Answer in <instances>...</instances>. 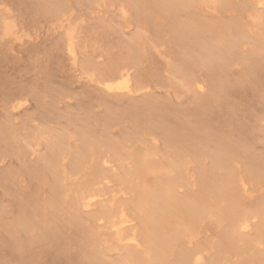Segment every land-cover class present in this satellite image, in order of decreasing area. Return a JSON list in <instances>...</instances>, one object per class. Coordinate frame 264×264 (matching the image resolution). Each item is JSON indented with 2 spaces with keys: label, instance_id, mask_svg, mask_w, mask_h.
<instances>
[{
  "label": "rangeland",
  "instance_id": "obj_1",
  "mask_svg": "<svg viewBox=\"0 0 264 264\" xmlns=\"http://www.w3.org/2000/svg\"><path fill=\"white\" fill-rule=\"evenodd\" d=\"M145 2L63 0V13L54 16L56 2L0 0V264H19L20 259V264H93L95 255L87 240H96L107 264H138V251L146 260L142 225L132 212L134 189L140 187L137 190L151 195L159 179L175 178L171 167L178 165L182 168L175 195L195 194L208 207L224 205L207 194L206 186L228 174L226 165L231 169L239 196L237 211L249 223L240 237L256 244L254 251L239 242L234 250L217 252L225 221L208 214L187 228L176 210L163 209L159 233L172 238L174 229L181 228L180 245L189 254L200 255V264H210L217 255L220 264H242L254 252L264 256V232L260 236L256 232L264 222V50L258 49L259 64L253 70L246 67L254 44L264 39V12L257 14L252 0H196L190 7L180 5L176 16L168 15L166 8L151 16L143 12ZM225 5L229 8L221 7ZM146 13L151 16L148 21ZM196 20L199 26L214 24L210 33L201 35L209 37L210 52L195 47L185 52L174 44L180 25ZM4 21L15 34H4ZM219 23L232 24L233 40ZM67 28L74 30L75 64L66 52ZM219 35L235 41V48L225 55L220 69H214L208 62L220 49L213 40ZM189 59H195V65ZM112 68L128 73L132 94L103 91L101 85ZM131 107L133 115L127 113ZM81 129L87 139L105 138L113 144L122 162L113 160L104 145L98 159L110 161L108 167L102 165L100 173L92 176L94 164L86 160L73 171L76 134ZM191 130L197 133L195 152ZM167 132L180 135L173 147L165 146ZM60 138L59 161L53 166L59 185L55 194L51 168L42 156L48 144ZM219 138L239 151L213 166ZM136 154L140 162L146 158L155 167L122 177L123 171H133ZM31 166L40 168V173ZM203 170L208 174L213 170L206 186L197 177ZM84 178L89 179L87 185ZM84 189L102 195L91 212L71 207L74 193ZM103 206L122 210L132 220V230L123 231L134 232L137 247L116 244L110 225L99 217ZM259 210L261 219L255 214ZM164 258L163 264H174V255L167 253Z\"/></svg>",
  "mask_w": 264,
  "mask_h": 264
},
{
  "label": "bare ground",
  "instance_id": "obj_2",
  "mask_svg": "<svg viewBox=\"0 0 264 264\" xmlns=\"http://www.w3.org/2000/svg\"><path fill=\"white\" fill-rule=\"evenodd\" d=\"M194 1H196V0H146V2L143 4V12L146 11L151 16L152 15H155V16L158 15L159 16L160 15L159 13H161V12L163 13V9L166 8L168 15L170 13L175 14L176 13L175 11H177V8L180 7V5L182 7L185 5L190 7V5L193 4ZM199 1L205 2L206 0H199ZM53 2L54 3L56 2L55 3L56 6L54 5L55 6V10L53 12L54 16L55 15L56 16L61 15L63 13L62 10L64 8L63 0H45V4L53 3ZM43 3H44V1H43ZM252 4L254 5V7L256 9L257 14H259L262 11L264 12V0H252ZM226 6L227 5L221 6V7L226 8ZM37 7L40 8V6H37ZM38 8H37V10H38ZM228 8H226V9H228ZM140 10H142V8ZM178 11H179V9H178ZM178 11H177V13H178ZM176 14H175V16H176ZM145 15H147V13ZM145 15H144V17H146ZM151 16L148 18V15H147L145 21H148L151 18ZM158 16H157V18H158ZM143 21H144V18H143ZM173 21H175V20H173ZM3 23H5V21L2 22V26H3L2 30H3L4 34L12 36V34L14 32L12 31L13 29H12L11 24L9 23L10 24L9 25L8 23H5V24H3ZM145 23L148 24L149 22H145ZM171 24H173V23H171ZM219 24H220L219 25L220 28L218 26L217 27L220 30H224L225 28H227L228 29V38L230 40L231 39L233 40V38H232L233 32L231 29V28H233L231 26L232 24L231 25H229V24L226 25V24H221V23H219ZM60 25L62 27V24H60ZM196 25L199 26V23L197 24V20H196V22H192L191 24L182 23V25H180V28H178L179 30L176 32L177 33L176 36L173 37L174 38V44L177 45L179 48H182V50H185V52L187 51V48L194 49V47H195V49L198 48V50L201 49L203 51V53L204 52L207 53V50L209 49L208 46L210 43L209 40L207 41V39L209 37H205V35H204V37H201V35L204 34L202 32L208 33L209 30L214 26V24L210 25L207 23H203V25H201L199 27ZM216 25H218V24H216ZM166 31H168V30H166ZM158 33H159V31H158ZM188 39H190L189 43H187ZM229 39H226L224 36H220V37L213 39L214 41L215 40L218 41L217 43H219L220 49L217 51L216 56L213 55L215 57L212 58V56H211L210 57L211 59L209 58L208 63L212 66V68L215 69V66H216V69L219 68L222 61H224V59H225L224 58L225 55H228V56L231 55L230 52L233 50V48H235V43H234L235 41H232L233 43H230ZM64 40H65V44L67 47L66 52L68 53L69 56H71V58L73 59V62H74L75 61V50H74V46H73L74 30L72 28L66 29L65 34H64ZM262 40H264V39L262 38L260 41H258L254 44L255 47L253 46L254 49L251 50L252 52H251V54H249L250 58H249V61L247 63V66H246L248 71H250L251 69L253 70V68L257 64H259L258 60H256V57L258 56L257 55L258 49L264 50V43L262 42ZM133 42L134 43H132V44H136L135 41H133ZM211 44H213V43L211 42ZM137 45L138 44H136L134 46H136V48H137ZM218 46L216 45V47H218ZM211 47H213V46L211 45ZM135 49H134V51L136 52ZM211 52H213V51H211ZM190 58H193V57H190ZM127 59H128V57H127ZM180 61H182V60H180ZM190 62L193 63V65H195L196 60L191 59ZM75 63L76 62H74V64ZM183 63H185V61ZM177 70H178V68H177ZM101 86H103V91H105V93H108V94L130 95L133 92L131 85H130L128 73L126 71H124L123 68H112V69H110ZM197 88L199 90L202 89V87L200 85H198ZM148 103H149V101H148ZM147 105H146V107H147ZM132 110H133V108L131 107L130 109L127 110V113H129V115L132 114V112H131ZM137 123H135V125H139ZM137 128H139V127H137ZM167 133L168 134H166V136H165V146H167V147L175 146L176 141H177L176 138L179 137L180 135L177 136L178 134L172 135L173 133H170V132H167ZM190 134H191V139H190L191 143L190 144H192V147H193L192 151H194L195 147H196V137H197L196 134L197 133H196V131L191 130ZM84 135H85L84 129L79 130L76 134L79 144L77 145V156H74L76 158H74V162L70 166V167H72L73 171H75L78 168V166L80 164H83V162H85L86 160H89V164L91 162L90 166H92V164H94L92 171L90 170L92 172L91 173L92 176H94L96 173L97 174L100 173L101 168L103 166L108 167L110 165L109 164L110 161L108 162L107 160H104V159L102 160V158H101L102 161L100 160V162H99V159H100L99 155L102 152L101 150L104 149L103 148L104 145H106V148L112 153L113 160L117 161L118 163L122 162L121 161L122 156L117 152L116 147L113 144H111L109 141H106L105 138H102V139H104L103 141L101 139L96 140V138L95 139L94 138L87 139V138H85ZM62 139L60 138V139H55V140L51 141L48 144V151H47L46 155L42 156V161L46 163V165L49 169L51 168V171H49V172H51L50 174H52L51 178H52L53 184L52 183L51 184H52V190L54 193L56 192V189L59 188V185L57 184L58 183V181H57V179H58L57 175L58 174L56 175L54 167H56L55 166L56 162L58 163V161H59V160H57V154L61 148L58 147V144H60L62 142ZM177 142H179V141H177ZM227 143L229 144L230 142H227L226 138H222V139L219 138V140L217 141V145H216L217 149L216 150H218V151H216V153L214 152V154L212 156L213 166H215V165L217 166V165H220L221 163L225 162L227 159V157H226L227 155H231V156L237 155V152L239 150L234 148L233 144L230 146ZM198 153H199V151H198ZM138 155L139 154H136L132 158V161L134 163L133 171H130V172L123 171L124 175L122 177H125L129 174L138 175V174H140V170H142V169L144 170L145 166L146 167L150 166L151 169L153 167H155L153 164H151V162L149 163V161H147L146 158H145V160H146L145 161L141 157L140 160L143 162H140ZM58 156H59V154H58ZM98 162L100 164L102 162L100 169H99V166H97V165H100V164H98ZM86 163L87 162H85L84 164H86ZM111 164H112V162H111ZM225 167L228 171V174L225 177H223L222 179L213 180L212 185H209V186H206V179H208L209 174L213 170H211L209 172V174H208L207 170H206V172H205V170H203L204 172L199 173V174L196 173L197 177L200 181L199 183H201L202 186L204 185V186L209 188V190L207 191V194L213 195L214 198H216L218 202H221L222 204H224V205H222V207L217 206V205L212 206V207L211 206L208 207L205 204V201L204 202L202 200L199 201V199H198L199 196H197L195 194L194 195L188 194V196H186L184 198H181V197L178 198L175 195V188H176L177 183L179 181V180H177V177L178 178L180 177L179 175L181 173L180 171L182 168L179 165L175 166V167H171V169L174 173L173 177H175V178H169L168 177L164 180L159 179L158 185H157L158 187H157L156 191L153 192L151 195L147 196L145 194L146 191L144 189H143V191L137 190L140 187L135 188L134 192L132 190L133 194L135 195V197L133 196L134 197L133 201H131L132 212L134 214H136V217L138 218L140 224L142 225V232L140 233V237H141V240L143 241V243L145 245L146 252L148 255L147 259L144 260L143 256L141 255L142 253L140 254L139 251L136 252L135 260L138 264H163L165 262V258H164L165 254H167V253H170L172 256L173 255L175 256L174 264H200L201 263L200 255H191L188 252H186L182 248V246L180 245L181 244L180 241L184 237V235H183L184 231L181 232L182 230L180 227H179L180 229H178L177 227L174 229V236L172 238L164 237L163 235H161L159 233L158 227L162 223V220L164 217V210L163 209H165L167 211L176 210V212L180 216V221L183 224L182 226L183 227L186 226L187 228L194 226V224H196V222H198L201 218H203L205 215H208V214H210L211 216L212 215L216 216L218 220L225 221L226 228L221 233L220 243L217 245L218 250L216 249L217 252L222 251V250H225L224 252H227V251L229 252L231 250H234L237 248L236 245L239 244V242H240V244H242L244 242L245 247H248L249 250L251 249V251H254L253 247H255V244H256L254 241H248L247 242L244 239L241 240V237H240L241 232L248 230L249 223H248L247 217L245 215L238 213V211H237L239 196L236 192V187H234L235 181L232 177L231 169L227 165ZM36 168L38 169V171L36 170ZM43 168H41V169H43ZM109 168H111V167H109ZM212 168H214V167H212ZM30 170H32V171L36 170L38 172L37 175L41 171L40 168H38L37 166H31ZM43 171H45V170H43ZM45 172L47 173V171H45ZM85 172H86V174H89L87 169ZM41 174H42V172H41ZM43 174H44V172H43ZM210 176H212V175H210ZM248 176L253 181L252 173ZM83 181L85 182L86 185L89 183L88 178H84ZM122 195H123V193H122ZM101 196L102 195L99 196V195L93 193L92 191H89L86 189L80 190L79 192L74 193V199L72 200L71 207H76V209H78V207H79L83 210L82 212L89 211L94 205H96L97 199ZM91 211L92 210H90V212ZM160 211L162 213H160ZM98 214H99L100 218L105 219L108 222V224L110 225V228L112 229L113 234H114L113 235L114 240H115L117 245H121L123 242H127L128 244L133 243L131 245L134 246V244H135V246L137 247V240L135 238V235L133 234L134 232L130 231L128 233L127 232L124 233V231H123L124 228L129 229V227H131L130 230H132V225H130L132 220L128 219L124 215L122 210L118 211V209H117L116 211H112L111 209L110 210L106 209L103 206V207L99 208ZM255 214H257V218H258V216L261 215L260 210L257 211ZM260 217L261 216H259V218ZM93 218H94V216L91 217V219H93ZM94 220H95V218H94ZM46 228L49 229V228H52V226H48ZM44 229L45 228L42 229L38 238L42 239L41 236H42ZM256 232L259 236L261 235V233L263 234V232H264V222L263 221L256 228ZM180 238H182V239L180 240ZM35 239H37V238H35ZM87 242H89V245L92 248L91 251H93V253L95 255V257L93 256V258H95V260L93 259L94 261L92 263L93 264H107L101 258L102 253H101L100 249H97L98 246H97L96 240H87ZM127 243H125V244L127 245ZM130 252H131V250H130ZM257 253L254 252V254H251V256H249L248 259H246L245 262H243L242 264H264V256H262V254H257ZM132 254H134V252ZM220 259H221V255H217L210 262V264H220ZM27 261H28V259H27ZM19 262L21 263V259ZM22 262H23V260H22Z\"/></svg>",
  "mask_w": 264,
  "mask_h": 264
}]
</instances>
